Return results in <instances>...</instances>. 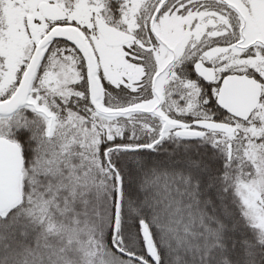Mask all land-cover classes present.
<instances>
[{
  "label": "snow or ice",
  "instance_id": "1",
  "mask_svg": "<svg viewBox=\"0 0 264 264\" xmlns=\"http://www.w3.org/2000/svg\"><path fill=\"white\" fill-rule=\"evenodd\" d=\"M0 264H264V0H0Z\"/></svg>",
  "mask_w": 264,
  "mask_h": 264
}]
</instances>
